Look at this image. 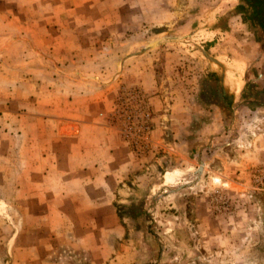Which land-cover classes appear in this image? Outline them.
<instances>
[{
	"label": "rangeland",
	"instance_id": "obj_1",
	"mask_svg": "<svg viewBox=\"0 0 264 264\" xmlns=\"http://www.w3.org/2000/svg\"><path fill=\"white\" fill-rule=\"evenodd\" d=\"M254 1L0 0V264H92L75 239L87 203L62 218L58 187L49 201L36 182L77 193L84 165L113 163L96 146L130 156L115 261L264 264Z\"/></svg>",
	"mask_w": 264,
	"mask_h": 264
},
{
	"label": "crops",
	"instance_id": "obj_2",
	"mask_svg": "<svg viewBox=\"0 0 264 264\" xmlns=\"http://www.w3.org/2000/svg\"><path fill=\"white\" fill-rule=\"evenodd\" d=\"M260 5L264 8V0L260 2ZM98 148V146L96 148L92 147L93 151H98L94 153L103 155L107 153L104 155V158H112L113 163L111 167H106L105 163L101 161L99 164L93 163L92 166L84 165L77 177L78 186L81 187L77 193H70V191L66 190L65 187L68 185V181L63 178L52 181V179L46 177V179L38 180L36 184L47 187L45 188V195L47 196V193L50 191V195L47 196L49 201L53 199L52 196L54 194L52 189L48 190L49 186L52 187L55 185L58 187L55 191L56 201L58 200L57 203L55 202V208L62 218L66 217L64 214V211H66V202L68 204L67 206L73 208L72 203H69L72 196L80 199L79 201L81 202L87 203L85 206L83 205V208L81 207L83 210L80 212V215L82 217L86 215L93 220H91V224H84L82 221L81 224L77 225L75 228V239H82V241L79 240L80 243L84 247L87 246L92 264H145L143 262L149 264L147 261H115L112 258V248L108 245V240L111 238L109 233H118L120 236L125 233L124 227L120 224L118 210L114 202L117 193H121L124 196L127 194V191L125 188H122L121 184L123 183V187L126 186L124 180L128 178L129 171L131 170L130 167H127V160L130 156H128V148L123 147L119 149V147H113V150L109 147ZM86 149L89 150L87 147H84L83 150ZM106 173L111 175V177L107 176ZM105 178L108 183L104 180ZM122 201H127V198H122ZM176 232L180 233L181 231L180 229H176ZM152 264H158V262L153 261ZM159 264L163 263L159 262Z\"/></svg>",
	"mask_w": 264,
	"mask_h": 264
},
{
	"label": "trees",
	"instance_id": "obj_3",
	"mask_svg": "<svg viewBox=\"0 0 264 264\" xmlns=\"http://www.w3.org/2000/svg\"><path fill=\"white\" fill-rule=\"evenodd\" d=\"M261 1L262 0H256V1H254V4L258 5V7H259ZM203 97L205 98L206 101H209V100L215 101V100H217L216 95H215V93H214V91H213V89L211 87H210V89H204ZM131 216L134 217V215H131Z\"/></svg>",
	"mask_w": 264,
	"mask_h": 264
},
{
	"label": "water",
	"instance_id": "obj_4",
	"mask_svg": "<svg viewBox=\"0 0 264 264\" xmlns=\"http://www.w3.org/2000/svg\"><path fill=\"white\" fill-rule=\"evenodd\" d=\"M201 162H203V160H202V159H200V163H201ZM200 168H201V169H200V170H201V172L199 173V178H200V176H201V174H202V172H203V169H202V167H200Z\"/></svg>",
	"mask_w": 264,
	"mask_h": 264
}]
</instances>
